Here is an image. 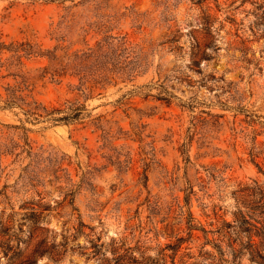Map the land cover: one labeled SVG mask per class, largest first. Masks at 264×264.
Here are the masks:
<instances>
[{
  "label": "rangeland",
  "instance_id": "obj_1",
  "mask_svg": "<svg viewBox=\"0 0 264 264\" xmlns=\"http://www.w3.org/2000/svg\"><path fill=\"white\" fill-rule=\"evenodd\" d=\"M0 264H264V0H0Z\"/></svg>",
  "mask_w": 264,
  "mask_h": 264
},
{
  "label": "trees",
  "instance_id": "obj_2",
  "mask_svg": "<svg viewBox=\"0 0 264 264\" xmlns=\"http://www.w3.org/2000/svg\"><path fill=\"white\" fill-rule=\"evenodd\" d=\"M101 48L98 44L95 49L88 48L84 52H70L68 48L59 46L53 47L52 50L33 51L28 46L24 54L26 57L39 56L48 61L49 65L44 66L42 69V78L48 74L52 81H60L66 75L78 76L80 82L74 89L83 92L84 90L92 91L98 85L103 84V64L100 61L101 57H103ZM82 97L86 98L85 95ZM14 105L20 106L27 116L36 114L53 123H77L84 119L87 114L85 105L78 100L66 101L61 108L49 110L47 107L41 106L33 109L12 90L7 93L4 107L11 108ZM23 107L27 109L24 110ZM26 145L28 146V144ZM246 223L249 224L247 221Z\"/></svg>",
  "mask_w": 264,
  "mask_h": 264
}]
</instances>
